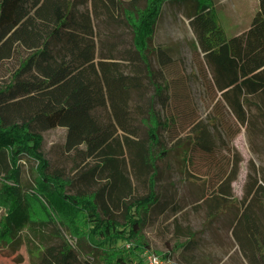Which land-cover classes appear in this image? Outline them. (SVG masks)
Returning a JSON list of instances; mask_svg holds the SVG:
<instances>
[{
    "label": "trees",
    "instance_id": "1",
    "mask_svg": "<svg viewBox=\"0 0 264 264\" xmlns=\"http://www.w3.org/2000/svg\"><path fill=\"white\" fill-rule=\"evenodd\" d=\"M172 1L189 7L196 47L211 72L214 89L221 92L237 119L247 123L246 105L264 95V0H259L249 29L232 36L226 34L213 0ZM87 2L0 0V63L22 49L27 52L11 79L0 86V178L17 182H1L0 201L11 211L6 216L7 233L28 227L41 237L33 264H135V246L130 253L113 250L115 244L130 240L142 231L147 216L156 209L163 213L167 207L157 189L161 175L157 161L165 151L156 152V146L161 144L159 130L168 122L156 113L152 101L149 116L142 118L147 137L139 140L131 113L132 94L142 89L146 69L151 71L157 101L167 106L171 99L168 84L156 80L157 73H164L152 70L146 54L163 0H149L138 22L127 11H135L139 0H129L130 9L122 0H109L114 7L118 4L122 21L134 28V50L122 56L129 70L120 61L107 60L114 55L97 59V34L93 15L84 8ZM101 110L109 112L108 121L101 118ZM58 126L67 129L66 151H75L88 164L81 170L78 165L73 177L60 168L50 171L41 151L42 131ZM195 131L197 140L190 135L179 146L186 165L196 143L204 150L213 149L207 125L198 124ZM126 151L136 175L149 178L145 195L134 194ZM24 156L38 162L40 177L33 193L23 192L20 184L18 161ZM248 193L264 206V182ZM220 198L216 193V200ZM34 202L44 210L45 219H31ZM215 206L212 218L230 206L239 208V202L233 198ZM249 209L236 220L235 234L245 252L254 255L252 261L260 258L264 264V238L256 232ZM54 214L71 222L76 245L63 234L58 242L48 240L53 236L45 229ZM82 218L89 229L78 225ZM242 222L253 240L238 235ZM253 242L257 253L251 251ZM38 245L34 246L38 249Z\"/></svg>",
    "mask_w": 264,
    "mask_h": 264
},
{
    "label": "rangeland",
    "instance_id": "2",
    "mask_svg": "<svg viewBox=\"0 0 264 264\" xmlns=\"http://www.w3.org/2000/svg\"><path fill=\"white\" fill-rule=\"evenodd\" d=\"M128 1L122 0L123 6L130 9ZM148 1L139 0L137 9L127 13L138 22ZM213 5L226 34L232 36L249 29L259 9V0H213ZM117 6L114 7L109 0H97L96 3L88 0L84 8L93 15L97 59L103 55H114L107 60L120 61L129 70L128 60H123L122 56L134 50V28L130 22L122 21ZM188 11L189 7L184 2L163 0L152 40L146 50L152 70L164 73H157L156 80L168 84L167 92L171 96L168 105L163 106L157 101L160 98L155 96L153 78L149 75L151 71L148 73L147 69L142 76V89L133 92L131 100L136 139L147 137V127L142 118L149 116L152 101L156 113L168 122L160 128L161 144L156 146V152L165 151L161 152L157 161L161 174L157 189L167 207L163 213L154 210L145 218L142 231L130 240L115 242L113 250L130 252L136 248L132 255L136 257L135 264H145L147 251L161 255L167 264H262L260 258L253 262L254 255L245 252L235 234V226L243 211L250 208L256 232L264 238V206L248 193L258 183L264 182V95L254 98L253 105H246L248 120L245 124L241 123L221 92L213 87L211 72L196 47V35ZM26 54V50L22 49L13 58L0 63V86L11 79L20 58ZM100 113L101 118L108 121L109 112L101 110ZM198 124L207 125L213 149L204 150L196 143L191 148V159L186 165L179 146L190 135L193 141L197 140L194 128ZM42 135L41 151L49 162L50 171L60 168L66 176L73 177L78 165L79 170L88 166L75 151H66L65 127L44 130ZM124 157L128 161L134 194H147L149 178L136 175L127 151ZM90 162L95 163L93 160ZM18 165L22 191L33 193L40 177L38 162L24 156L19 159ZM1 182L17 183L1 177L0 199L3 193ZM216 193L221 195L218 200ZM233 198L238 200L239 208L230 206L216 217H211L216 202L220 206ZM10 212V207L0 201V264H33L41 248V237L33 235L28 227L15 234L7 233L5 222ZM31 212L32 220L46 218L44 210L36 202ZM53 216L45 229L53 236L48 240L58 242L63 234L76 245L77 238L71 234V222L61 221L57 214ZM77 223L80 228L89 229L83 218ZM244 225L242 222L238 235L252 238L247 222V228ZM254 245L251 251L257 253V246Z\"/></svg>",
    "mask_w": 264,
    "mask_h": 264
},
{
    "label": "built area",
    "instance_id": "3",
    "mask_svg": "<svg viewBox=\"0 0 264 264\" xmlns=\"http://www.w3.org/2000/svg\"><path fill=\"white\" fill-rule=\"evenodd\" d=\"M145 264H167V262L161 255L147 251L145 253Z\"/></svg>",
    "mask_w": 264,
    "mask_h": 264
}]
</instances>
